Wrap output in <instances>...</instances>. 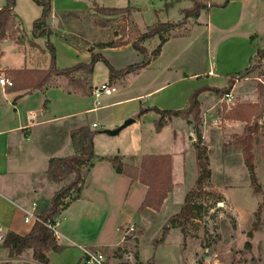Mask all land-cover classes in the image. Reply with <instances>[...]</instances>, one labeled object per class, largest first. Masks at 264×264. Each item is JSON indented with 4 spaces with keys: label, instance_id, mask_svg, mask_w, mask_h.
Masks as SVG:
<instances>
[{
    "label": "crops",
    "instance_id": "0c3cea01",
    "mask_svg": "<svg viewBox=\"0 0 264 264\" xmlns=\"http://www.w3.org/2000/svg\"><path fill=\"white\" fill-rule=\"evenodd\" d=\"M15 1L16 5L7 37L0 44L2 54L0 59V75H5L10 80L12 79L11 71L48 70L51 63V55L47 49L48 42L55 46L58 69L72 68L78 64H88L90 62L91 54L88 52L90 47L81 51L76 46L70 45L61 39V36H64V34H60L61 28L72 18L62 19L58 15L59 12H76L79 16L86 12H91L95 6L116 9L129 7L132 9V19L139 28V18L143 17V14L150 10L149 6H151V3L152 5L154 4V0H146V3L143 5L133 4V0H50L51 15L47 20V24L49 29L52 30V35L47 38L34 37L33 35V26L35 21L42 15V8L36 5L33 0ZM224 1L209 0V4L221 5ZM160 2L161 4L164 3L162 0ZM182 3L185 4L186 2L183 1L179 4L182 5ZM4 5L5 0H0V9ZM186 7L183 6L177 10L180 17L178 20L168 22L177 23L181 21L183 15L180 11L186 9ZM162 9H164V4ZM155 11L157 12V10ZM189 20L191 19H188V22L186 21L185 24V27L188 28L185 35L171 37L163 46L160 56L151 61L147 68L124 77L125 86L129 84L130 78L136 81L142 73L156 66L161 61L166 47L172 44L175 45V51L171 63L175 62L179 57L184 55V52L187 51L186 48L198 43V36L195 35V31L202 29L200 31L203 32V40L206 43V52L203 53L205 60L201 61V54L200 56L195 52L188 54L191 60L198 59L199 62H203L199 70L193 73L183 72L180 75H176L177 72H174V79V77H170L173 68L169 65L164 67L163 71L161 70L165 72V77L162 79L164 81L156 85L153 92L139 94L113 104L127 102L128 100L140 102L145 100L144 107H159L161 110H165L164 108L167 107L163 105L165 104L163 100L154 104L147 102V97L157 92L164 93L175 82L182 83L196 78L198 80L201 76L215 78L219 74H227L226 76L229 79V67L223 69L220 65L217 64L215 66L211 62L207 65V57L214 55L218 58L219 53L221 55L225 53L224 55L228 60L232 58L239 65L238 67L243 69L248 66L249 59L255 55V49L250 42V38L255 36L256 40L254 44L264 47V0H231L227 7H214L210 9L208 15H201L196 20L197 24H192ZM143 29L145 27L141 28V30ZM218 38L221 41L214 42ZM154 40H152V45L155 46ZM214 43L213 49L212 44ZM130 49L135 51L131 44L128 43L115 49L106 50L121 52ZM106 50H100L97 53H101L105 57ZM127 66L129 65L121 67V69L113 67L116 70H122ZM234 70L239 69L236 68ZM93 78L92 86L95 89L98 85L94 84ZM116 80L115 78L112 81L115 82ZM108 82H110V79L105 83ZM205 87L216 88L208 84ZM123 90H125L124 87L119 89L118 93H121ZM20 94H23V92H13L9 88H4L0 85V227L3 228L5 234L7 232H14L25 236L31 231L34 223H26L24 221V210H29L33 202H29L27 196H23L20 193H12L13 188H15V182L19 183L21 181L19 177V173L21 172L17 170L23 169L25 170V174L28 173L29 175H45L49 169V161L52 158L67 157L74 154L71 144V132L82 128V126L69 127L64 130L60 129L59 126L57 127L64 119L73 117L76 114L52 115L50 112L52 103L58 97H61L62 94V99L66 102L74 101L78 103V101L89 98L92 101L90 107L79 114L96 112L93 110L96 105L91 96L92 94L90 96L84 95L77 88L70 85L64 77H55L43 90L25 95L14 102ZM199 102L200 109L202 110V122L204 123L201 133L203 143L208 150L210 169L212 171L211 180L214 178V170H224L225 175L226 172L230 174V170H243V174L245 172L248 173L242 153L239 147L234 144V140H231L233 136L230 134L235 132L238 137H241L246 123L242 121H226L225 129H218L215 126V121L212 120L216 106V95L212 91H204L199 97ZM107 106L108 104L102 105V109ZM173 108L180 107L174 106ZM210 114L213 115L210 116L211 119L208 118ZM157 116L159 117V115ZM188 125L189 123L183 119L173 118L160 133H156L155 130L151 131L156 137L154 145H149L142 138L138 137L137 145L139 146V150L137 154H128L118 150V154L123 158L125 164H128L127 160L131 159L134 163L133 165L136 167L140 166L142 158L145 155L168 156L170 158L173 188L159 211L142 207L148 191L145 185L138 181L134 182L125 175L117 174L112 164L107 160L95 162L94 167L85 177L80 199L72 202L55 220L60 235L57 242L65 248L58 255L66 263L81 264L83 260L81 248L84 247L94 248L101 252L105 251L108 255L113 251L115 252L117 248H120L122 243L119 237L116 238L115 243L103 241L106 240L104 238L106 223L111 220H113L112 227L118 232L120 226L124 225V221L121 222L123 218H127V221L131 222L138 216L141 225L146 226L150 218L155 217L156 224L159 223V220L161 223L166 224L170 218L180 212L184 204V198L193 188L198 174L196 156L192 147V136H195V134L193 128ZM169 130L171 132L166 134ZM102 158L110 157H98V159ZM21 174L25 175L24 172ZM14 176H17V178H14ZM189 179L193 183H191L190 187L184 189L183 184H187ZM249 183L248 177V181L246 182L247 187ZM236 186L237 184L228 186L224 183L221 186L215 185L213 189L219 191L234 190ZM181 187L184 189V193L181 199H179L177 190ZM118 197L121 199L120 204H123L124 208H120L119 204L118 209H116V199ZM94 206L102 210L100 226L96 229L93 228ZM59 227L61 228L60 231ZM175 231L179 233L180 240L183 241V236L178 229H170L165 240L157 245V253L159 251L163 252L170 247L168 238ZM25 253H30L32 264H38L32 259L31 250ZM52 253L55 252L48 254L49 260ZM18 259H10V262L16 263ZM154 261L155 264H159L156 258ZM8 262L9 260H4L0 256V264H10ZM140 262L145 264L142 260ZM49 264H51V261Z\"/></svg>",
    "mask_w": 264,
    "mask_h": 264
},
{
    "label": "rangeland",
    "instance_id": "374dc122",
    "mask_svg": "<svg viewBox=\"0 0 264 264\" xmlns=\"http://www.w3.org/2000/svg\"><path fill=\"white\" fill-rule=\"evenodd\" d=\"M160 1L154 0V4L152 5L151 3V6H149L150 10L143 14V17L139 18L140 29L132 19L131 8L128 7L123 9V12H117L115 11L116 8L95 6L91 12H86L77 18L69 20L61 28L60 34H64L79 50L83 51L87 47H90L97 53L100 51L98 45L101 43L116 42L123 45L132 43L139 38V35L147 32L149 27L158 23L178 20L180 17L177 10L179 8L187 6L189 9L193 6L191 0H186L185 4H178L169 9V11H166L162 9L164 3L161 4ZM134 3L136 5H143L146 3V0H133ZM160 9L162 10L160 11ZM182 20L184 21V16ZM186 21L175 32L177 35L186 33L188 29L185 27ZM189 22L197 24L196 19H191ZM144 27L145 29L141 30ZM200 30L202 29L195 31V35L198 36V43H194V46L186 48L187 51L184 52V55L179 57L175 62L171 63L175 51V45L172 44L166 47L161 61L152 69L142 73L136 81L130 78L127 86H125V78L122 77H115L117 79L115 82L110 81L109 83L115 84L119 89L124 87L125 90L111 97H104L100 103L101 105L108 104V106L103 109L100 108L96 112L79 114L81 111L89 108L92 101L86 98L85 100L78 101V103L74 101L66 102L62 99V94L61 97H58L52 103L50 107L51 114L59 116L76 115L64 119L57 127L59 126L60 129L64 130L69 127L79 126L89 128L94 133L93 151L96 157L119 156L118 150L135 155L139 150V146L137 145L138 137L142 138L149 145H154L156 137L151 131L155 130L154 122L159 117L154 111H148L139 117L141 108L145 110L150 109L148 106H143L146 101L128 100L127 102L118 104L113 103L139 94L153 92L155 86L164 81L162 79L165 77V72L162 71L164 67L169 65L173 68L170 77H174V79V72H177L176 75H180L183 72L193 73L199 70L203 62H199L198 59L191 60L188 54L192 52L199 54V56L201 54V61L205 60L203 53L206 52V43L203 40L204 34ZM175 33H172V35ZM154 39L155 46L152 45L153 39H149L143 44L149 55L159 44V38L156 37ZM215 41L220 42L221 39L218 38ZM214 46L215 43L212 44L213 49ZM224 54L221 55L219 53L218 58L214 55L207 57V65L211 62L215 66L217 64L220 65L223 69L229 67V77L245 69L239 68L235 60H232V58L228 60ZM105 57L116 69L137 63L142 58L139 53L131 49L121 52L107 51ZM253 63L256 67H254V70L250 74L236 79L238 82L234 81V86L231 89L234 93V106L229 107L223 102V94L217 95L212 91L216 95V106L213 113L214 116L210 114L208 118L211 119L210 116L212 115L215 126L221 130L222 128L225 129L226 121L244 122L243 120L251 118L252 122L258 124L260 129L259 136H257L258 143L255 144L254 155L256 169L258 168L256 174L260 182L259 194L253 192L250 183L247 187L246 182L249 177L247 172L243 174V170H228L230 174L226 172L225 175L224 170H214V178L211 180L209 186L204 188L203 195L199 201L203 209L198 219L188 223L183 229L177 228L183 236V241L180 240L179 233L175 231L168 238L170 247L163 252L159 251L157 253V240L160 239L163 229L168 225L169 220L166 224L161 223L160 220L156 224L155 217H151L147 225L143 226L139 222L138 216L131 222H128L127 218H123L121 222L124 221V225L120 226V229L124 230L126 226L133 225L135 232L122 243L117 256L114 251L109 255L105 251L103 252L106 255L108 264H136L137 260L139 262L142 260L145 264L152 261L155 264V258L159 264H264V120L262 117L264 115V77L261 76V74H264V58L260 60L255 58ZM236 68L239 70H234ZM226 75L219 74L215 78L201 76L198 80L196 78L182 83L175 82L164 93L157 92L147 97V102L155 104L163 100V103H165L163 105L167 107L164 108L165 110H183L187 107L189 98L197 90L206 88L207 84L218 89L227 88L229 86V79ZM109 79L107 66L103 62L97 63L94 68V84L100 86ZM174 106L180 108H173ZM155 108L160 109L159 107ZM131 118L135 119L136 122L126 127L117 136H110L104 133V131L114 130ZM188 120L190 127L193 128L192 117ZM188 120L185 121L188 122ZM200 120L199 128L202 132L204 123L202 122L201 109ZM93 124H96V127H93ZM169 132L171 130L167 131L166 134ZM230 134L233 136L231 140H234V144L238 146L237 140L239 137L237 133L232 132ZM127 163L129 165L134 164L131 159L127 160ZM89 164L90 162L81 167L83 174L87 172ZM17 171L24 172L25 174V170L23 169ZM21 173H19L21 181L19 183L15 182V188H13L12 193H20L23 196H27L29 202L36 203L37 205H43L45 202H48L57 190L67 186L74 177L73 174L70 175L57 186L48 181L46 174L29 175L27 173L22 175ZM15 177L17 178V176ZM191 183L193 182L189 179L187 184H183V188L187 189L191 186ZM224 183L228 186H232L233 184H237V186L234 190L219 191L213 189L215 185L221 186ZM181 188L177 190L179 199H181L184 193V189ZM120 202L121 199L118 197L116 199V209H118ZM119 206L120 208H124L123 204ZM94 212L93 228L96 229L100 226L102 210L94 206ZM254 222H259L260 229L254 232L252 238H248L247 233L252 230ZM112 223L113 220L106 223V231L104 233L106 240L103 241H107V243H115L117 237L120 239L121 234L115 231ZM60 229L59 227V231ZM247 244H250V247H247ZM6 254V252H0V256L4 260H9L8 263L10 264L33 263L30 253L23 254L19 259L15 258L18 259L16 263H11ZM50 261L51 264H68L58 253H52Z\"/></svg>",
    "mask_w": 264,
    "mask_h": 264
},
{
    "label": "trees",
    "instance_id": "16d2710c",
    "mask_svg": "<svg viewBox=\"0 0 264 264\" xmlns=\"http://www.w3.org/2000/svg\"><path fill=\"white\" fill-rule=\"evenodd\" d=\"M164 1V9L169 11L177 4L186 0H162ZM193 6L181 10V14L184 16V21L188 19H199L201 14L208 15L211 8H225L231 0H225L221 5L209 4V0H191ZM33 2L42 8L41 17L35 21L33 26L34 37H47L52 35V31L49 29L47 20L51 15V1L50 0H33ZM16 5L15 0H5V5L0 9V44L6 39L7 32L10 28V22L13 18V11ZM117 12H123V9H115ZM58 15L64 18H77L78 13L63 11ZM184 24L179 23H158L147 29V32L139 35L137 40H134L131 44L132 48L142 56V61L136 64L127 66L125 69L116 70L110 62L101 54L95 53L92 48H89L88 52L91 54V60L88 64H78L72 68L58 69L56 65V49L55 46L48 42L47 49L51 55V63L48 70L44 71H11L13 86L9 87V90L13 92H23L20 94L14 102L21 97L31 94L35 91H41L46 88L55 77H64L68 80L69 84L76 87L84 95H91L93 91L92 78L95 65L99 62H103L110 75V81L115 77H126L132 73L147 68L151 61L157 59L163 46L168 42L171 37L184 36L173 34L177 29ZM171 34V36H170ZM159 38V44L155 50L149 55L143 44L149 39ZM61 39L75 46L67 37L61 36ZM256 40L255 36L250 38V42L255 49V55L249 59L248 66L243 70L229 77V86L225 89L216 88H203L197 90L188 100L187 107L183 110H160L158 108H150L148 110L142 109L139 117L148 111H154L159 115V119L154 122L155 132L160 133L162 129L173 119L180 118L188 120L190 117L193 119V130L196 135V141L193 142L192 147L197 161L198 174L196 182L193 188L186 194L184 198V204L179 213L170 218L168 225L163 229L162 235L157 240V245L162 243L170 229L184 228L185 225L198 219L202 204L199 202L204 188L208 187L212 179V171L210 169V160L208 157L207 147L203 143V136L200 126V95L210 90L217 95L224 96L229 93L234 86V81L250 74L254 70V59L257 60L264 58V47L254 44ZM123 46L116 42L101 43L98 45V49H115ZM0 49V59H1ZM264 77V74H261ZM261 77V79H262ZM264 120V115L262 116ZM235 119V118H232ZM239 120V119H238ZM246 123L244 133L237 140V144L241 150L244 164L247 168L250 185L255 194L260 192V182L256 174L255 144L258 143L257 135H259V126L256 122H252L250 119L243 120ZM189 123V120H188ZM93 138L94 133L87 128L82 127L71 132V144L74 150V154L67 157H55L49 161V169L46 173L48 181L54 185H60L61 182L67 179L70 175H74L73 179L67 186L61 187L57 190L52 198L45 202L43 205H37L36 216L40 220L36 222L31 231L21 236L14 232H7L4 242L0 246V252H6V256L9 259H15L21 257L26 251H32V259L38 264H49L50 260L48 254L50 252L62 253L64 247L59 245L53 232L46 226V224H55L56 218L62 211L67 209L72 202L80 199L82 189L85 183V177L87 173L94 167L95 162L98 160H107L110 162L117 174L125 175L132 181H138L148 188L145 200L142 204L143 208H150L158 211L162 207L164 201L172 191V170L170 158L168 156H154L145 155L142 158L139 167L134 165L125 164L121 156H115L105 159H98L93 151ZM89 168L85 174L81 172V167L86 163H89ZM258 217V216H257ZM260 229L259 222L252 224V230L247 233L248 238H252L254 232ZM250 247V244H247ZM121 248L115 250V255ZM120 257V256H118ZM137 257V256H136ZM136 264H142L137 260ZM147 264H154L152 261Z\"/></svg>",
    "mask_w": 264,
    "mask_h": 264
},
{
    "label": "built area",
    "instance_id": "2783aa9c",
    "mask_svg": "<svg viewBox=\"0 0 264 264\" xmlns=\"http://www.w3.org/2000/svg\"><path fill=\"white\" fill-rule=\"evenodd\" d=\"M236 82H238L236 80ZM0 85L4 88H9L13 86L12 80L8 79L5 75H0ZM119 92V88L111 83H104L97 88L93 89L92 91V97L95 102L94 111H97L98 109L102 108V105L100 101L104 97H111ZM223 102H225L229 107L234 106V93L233 90H231L229 93L225 94L223 97ZM93 127H96V124H93ZM193 142L196 141V137L192 136ZM36 209L37 204L33 203L29 210H24V221L26 223H36L40 221L36 216ZM46 226L53 232V236L56 240L60 238L59 232L57 230V224H46ZM118 232L120 235V241L123 243L126 241V238L130 236L133 232H135V228L133 225L126 226L124 230L118 229ZM5 232L2 227H0V244L4 242L5 239ZM83 260L81 264H108L106 256L101 252L100 250L94 249V248H88L84 247L81 248Z\"/></svg>",
    "mask_w": 264,
    "mask_h": 264
},
{
    "label": "water",
    "instance_id": "95a60500",
    "mask_svg": "<svg viewBox=\"0 0 264 264\" xmlns=\"http://www.w3.org/2000/svg\"><path fill=\"white\" fill-rule=\"evenodd\" d=\"M136 120L131 118L126 120L121 126L115 128L114 130H108V131H104L105 134L110 135V136H117L118 134H120V132H122L126 127L130 126L131 124H133Z\"/></svg>",
    "mask_w": 264,
    "mask_h": 264
}]
</instances>
